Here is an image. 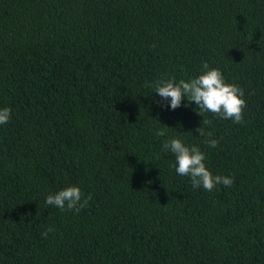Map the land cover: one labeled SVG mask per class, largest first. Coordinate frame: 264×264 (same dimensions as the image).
<instances>
[{"label":"trees","instance_id":"16d2710c","mask_svg":"<svg viewBox=\"0 0 264 264\" xmlns=\"http://www.w3.org/2000/svg\"><path fill=\"white\" fill-rule=\"evenodd\" d=\"M204 63L243 124L145 87ZM3 108L0 264H264V0H0ZM171 138L232 186L194 189ZM67 186L92 197L78 214L45 203Z\"/></svg>","mask_w":264,"mask_h":264},{"label":"clouds","instance_id":"9594fccd","mask_svg":"<svg viewBox=\"0 0 264 264\" xmlns=\"http://www.w3.org/2000/svg\"><path fill=\"white\" fill-rule=\"evenodd\" d=\"M203 72L197 77L187 81L181 79L178 83L174 78L158 80L154 84L146 82L145 87L154 88L155 94H158L163 101L168 102L171 110L181 107L185 99L194 103L199 110V114L212 113L221 119L232 120L233 123L243 124V110L246 107V101L243 99L244 90L235 84H228L219 69L209 68L207 63L202 65ZM161 106H165L161 104ZM187 106V105H185ZM11 118V109H0V125L7 124ZM210 124L211 121H202ZM167 126H160L156 131L158 137L166 136ZM203 137L207 135L209 139L205 143L212 148L218 146L219 141L211 139L212 133H205L202 127L194 129ZM162 151L170 152L175 157L173 167L180 176L190 178L194 189L203 188L211 192L217 185L231 187L233 179L228 176L213 174L205 165V154L197 146H186L181 139L171 138L165 140L162 145ZM92 199L89 195L84 198L81 189L77 186H67L55 194H49L45 203L54 206L61 211H73L79 213L85 208ZM52 227H48L42 237L47 238L48 234L53 232Z\"/></svg>","mask_w":264,"mask_h":264}]
</instances>
